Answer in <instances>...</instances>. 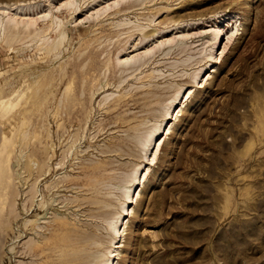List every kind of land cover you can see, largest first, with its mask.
Here are the masks:
<instances>
[{
    "label": "rangeland",
    "instance_id": "rangeland-1",
    "mask_svg": "<svg viewBox=\"0 0 264 264\" xmlns=\"http://www.w3.org/2000/svg\"><path fill=\"white\" fill-rule=\"evenodd\" d=\"M68 1L0 0V264H264V0Z\"/></svg>",
    "mask_w": 264,
    "mask_h": 264
},
{
    "label": "bare ground",
    "instance_id": "bare-ground-1",
    "mask_svg": "<svg viewBox=\"0 0 264 264\" xmlns=\"http://www.w3.org/2000/svg\"><path fill=\"white\" fill-rule=\"evenodd\" d=\"M81 1H86V0H70L68 1L67 3L69 4H73L74 6V10H76L77 8H81ZM115 2H119V0H114ZM143 2H145V0H143ZM92 3V2H91ZM105 6V5H103ZM112 5L108 2L107 4V7H103V10H107L108 7H111ZM18 8V7H17ZM51 8H49L47 11H45L44 13L42 14H39V11H37V14L35 15H32V16H24L21 15V14H18V12L14 13V14H10L8 13V16L7 18L5 19L4 16H2L0 14V29H4L5 32H9V33H17L19 31H28V32H31V31H34V32H38L41 30V28L39 27V22L40 21H44V19L47 17V15H49L48 19L50 20V25L48 27V29H53V27L55 25H61L60 21L58 22L55 18V15L52 14V12L50 11ZM100 9V8H99ZM98 9V10H99ZM78 11V10H77ZM54 13V12H53ZM98 14H99V11H98ZM61 28V27H60ZM220 29H218V32H219ZM50 31V30H49ZM57 31V30H56ZM51 32V31H50ZM151 34L154 33V30L152 32H150ZM149 33V34H150ZM60 39H62L63 35H64V30L61 29L60 30ZM147 34V35H149ZM218 34V33H217ZM146 35V36H147ZM45 36V35H44ZM61 43V40L59 41ZM165 42L160 40L159 44L157 45V47H161V45H163ZM55 46V45H54ZM212 56V55H211ZM144 56H140L139 54H137L136 56H132V57H128L125 59L124 63H129V62H133L134 63H142V59H143ZM142 65V64H141ZM1 96V95H0ZM176 98V97H175ZM152 137H153V133L150 135V139L148 140V142H150L152 140ZM6 138V137H5ZM8 140V138L5 139V142ZM3 141V140H2ZM7 145V144H6ZM5 146V145H4ZM3 149V148H2ZM5 150V149H4ZM4 152V151H3ZM8 152V151H7ZM2 153V152H1ZM0 153V164L2 162V158H1V154ZM136 177V176H135ZM128 197H129V192H128ZM125 208V206H124ZM123 208V209H124ZM117 220H118V217H117ZM116 222L113 223L110 225V227H112V229L115 231V233L118 232V228L116 227ZM113 231V232H114ZM114 237V236H113ZM78 255V254H77ZM109 257V256H108ZM81 258V257H80ZM110 258H108L109 260ZM71 260V259H69ZM76 261L75 264H78L77 262L79 261V256H75L73 255V258L71 261ZM78 260V261H77ZM83 262V261H82ZM74 263V262H73ZM81 263V262H80ZM82 264V263H81Z\"/></svg>",
    "mask_w": 264,
    "mask_h": 264
}]
</instances>
